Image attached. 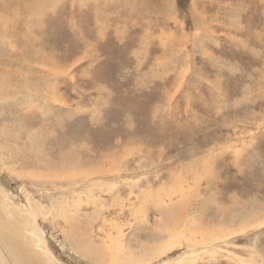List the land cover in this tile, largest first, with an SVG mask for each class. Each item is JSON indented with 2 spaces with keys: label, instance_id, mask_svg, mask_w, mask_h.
Returning <instances> with one entry per match:
<instances>
[{
  "label": "rangeland",
  "instance_id": "rangeland-1",
  "mask_svg": "<svg viewBox=\"0 0 264 264\" xmlns=\"http://www.w3.org/2000/svg\"><path fill=\"white\" fill-rule=\"evenodd\" d=\"M0 189L63 264H264V0H0Z\"/></svg>",
  "mask_w": 264,
  "mask_h": 264
},
{
  "label": "bare ground",
  "instance_id": "bare-ground-1",
  "mask_svg": "<svg viewBox=\"0 0 264 264\" xmlns=\"http://www.w3.org/2000/svg\"><path fill=\"white\" fill-rule=\"evenodd\" d=\"M36 218L0 189V264H63L44 241V232L32 223Z\"/></svg>",
  "mask_w": 264,
  "mask_h": 264
}]
</instances>
